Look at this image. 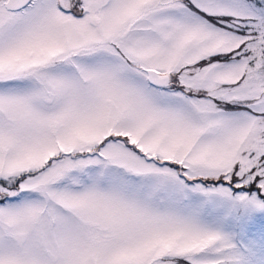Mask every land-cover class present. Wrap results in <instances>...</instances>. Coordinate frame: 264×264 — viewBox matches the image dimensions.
I'll return each instance as SVG.
<instances>
[{
    "label": "snow or ice",
    "instance_id": "snow-or-ice-1",
    "mask_svg": "<svg viewBox=\"0 0 264 264\" xmlns=\"http://www.w3.org/2000/svg\"><path fill=\"white\" fill-rule=\"evenodd\" d=\"M0 264H264V0H0Z\"/></svg>",
    "mask_w": 264,
    "mask_h": 264
}]
</instances>
